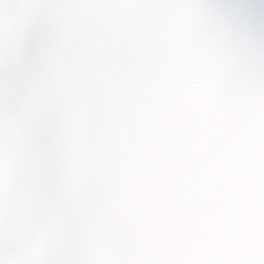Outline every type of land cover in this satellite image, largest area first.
Wrapping results in <instances>:
<instances>
[{
    "label": "snow or ice",
    "instance_id": "6c2138e0",
    "mask_svg": "<svg viewBox=\"0 0 264 264\" xmlns=\"http://www.w3.org/2000/svg\"><path fill=\"white\" fill-rule=\"evenodd\" d=\"M0 264H264V0H0Z\"/></svg>",
    "mask_w": 264,
    "mask_h": 264
}]
</instances>
